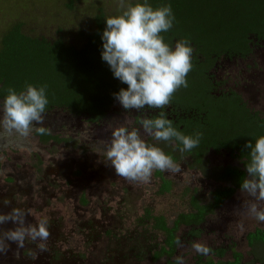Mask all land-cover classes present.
<instances>
[{"label":"rangeland","instance_id":"374dc122","mask_svg":"<svg viewBox=\"0 0 264 264\" xmlns=\"http://www.w3.org/2000/svg\"><path fill=\"white\" fill-rule=\"evenodd\" d=\"M134 1L75 0L70 7L69 0H0V40L12 25L21 24L28 35L80 46L95 29L101 10L116 16ZM217 74L264 114V43L246 60H222ZM139 114L141 110L126 111L117 103L104 119L92 123L84 115L55 108L36 127L68 139L61 143H44L35 130L24 139L3 135L0 129V215L19 210L25 226L47 219L50 232L46 241L26 239L23 247L3 241L6 251L0 264H166L165 259H152L166 239L155 226L156 217L163 216L172 227L180 214L194 211V200L212 202L215 191L232 185L215 171L239 162L224 152H210L199 162L172 144L145 136L146 143L173 153L181 171L154 170L148 182L117 176L104 155L109 126L139 128ZM165 181L171 184L169 190L163 188ZM250 199L239 189L201 225L200 237L190 238V228L182 226L176 258L196 264L203 255L194 250L195 244L209 249L235 246L241 264H264V243L251 245L247 239L250 232L264 229V223L243 210ZM18 227L11 221L0 225V240ZM229 259L231 252L224 258Z\"/></svg>","mask_w":264,"mask_h":264},{"label":"trees","instance_id":"16d2710c","mask_svg":"<svg viewBox=\"0 0 264 264\" xmlns=\"http://www.w3.org/2000/svg\"><path fill=\"white\" fill-rule=\"evenodd\" d=\"M74 2L69 0V6L72 7ZM137 2L142 3L143 0L131 4ZM148 2L154 9L168 4L172 7L176 20L169 32L162 33L165 42L174 46L178 40L187 38L194 48L193 68L187 76L188 87L178 89L168 105L178 115L171 118L174 126L185 135L203 132L199 146L188 153L202 161L209 150L221 152L225 149L242 164L228 166L221 174V178L232 182V187L216 191L213 201L208 204L194 200V211L180 214L172 227L163 216L156 217L155 226L165 234L166 239L152 259L158 261L165 257L167 264H176L174 257L181 242L179 229L182 226L191 227L192 238L202 234L200 226L207 217L232 197L240 189L242 180L248 177L246 162L251 150L245 147L246 143L251 141L254 144L257 137L264 135V118L250 113L240 105L237 97L227 99L212 95L207 75L208 69L220 55L246 54L250 51V36L264 38V0ZM106 18L108 16L101 10L95 18V29L84 37V43L80 46L63 39L31 36L23 31L21 24L12 25L0 40V100L4 99L10 87L19 92L27 84L37 87L47 85L49 105L46 112L63 108L88 115L93 121L103 118L116 102L113 94L127 87L113 77L108 65L101 59V34L106 27ZM192 112L195 116L189 117L188 114ZM182 113H186L188 118ZM155 115L158 114L151 116ZM37 135L44 143L68 141L49 131ZM170 186V182L165 181L163 188L169 190ZM247 239L251 245L264 243V229L250 232ZM209 251L211 255L206 258L205 255L199 256L196 264L242 262V254L235 246L210 248ZM229 252L232 259L224 260Z\"/></svg>","mask_w":264,"mask_h":264},{"label":"clouds","instance_id":"9594fccd","mask_svg":"<svg viewBox=\"0 0 264 264\" xmlns=\"http://www.w3.org/2000/svg\"><path fill=\"white\" fill-rule=\"evenodd\" d=\"M175 20L170 4L154 9L148 0L129 3L121 14L105 19L101 59L113 77L127 85L113 94L115 100L126 111L144 110L146 106L160 109L158 115L140 118L139 128L127 124L109 126L111 138L105 141L106 161L117 176L129 181L148 182L154 170L181 171V166L171 155L154 144L146 143L145 136L172 144L182 153L197 148L203 136L202 131L185 135L164 111L173 94L181 87H188L187 76L193 68L194 48L190 40H178L173 46L166 43L162 35L173 28ZM48 105L47 85L27 84L19 92L8 88L0 103L2 134L24 139L30 137L34 130L41 135L46 134L48 129L36 125H43ZM245 147L251 150L246 162L248 177L242 180L240 189L252 199L243 210L257 222L264 223V135L257 137L254 144L247 142ZM7 221L20 227L9 230L0 240V254L6 251L5 240L23 247L26 239L46 241L50 235L47 219H41L35 226H25L24 214L14 210L10 216L0 215V225ZM40 248L45 250L43 244ZM194 250L205 256L209 253V248L200 244H195ZM176 264H184V260L178 257Z\"/></svg>","mask_w":264,"mask_h":264},{"label":"flooded vegetation","instance_id":"af4514ba","mask_svg":"<svg viewBox=\"0 0 264 264\" xmlns=\"http://www.w3.org/2000/svg\"><path fill=\"white\" fill-rule=\"evenodd\" d=\"M264 43V38H259V37H257V36H255V35H252V36H250V41L248 42V45H249V48H250V51L248 52V53H246V54H243V53H238V54H235V55H233V56H229V55H225V54H222V55H220L218 58H216L215 60H214V62H213V64H212V66L208 69V71H207V75H208V77H209V83H210V86H211V89H210V93L212 94V95H214V96H216V97H220V96H225V98H227V99H236V97L237 98H239V103H240V105H243V107L244 108H247L248 109V111L250 112V113H253V114H255V115H258V116H260L261 118H264V114H262L261 112H259V110H257L256 108H254V107H252L248 102H247V100H246V98H245V96L240 92V91H238V90H236V89H234V88H232V87H229L228 86V79L227 78H223V77H220V76H218V74H217V69H218V65H219V63L222 61V60H226V61H228V60H234V59H241V60H246V59H248L253 53H254V51L255 50H257L258 48H261V45ZM118 103V101H116L115 102V104L107 111V113L110 111V110H112L113 109V107L116 105ZM160 111V109H149V108H147V106L145 107V109L144 110H141V114H139L137 117H136V124L137 125H139V120H140V118H143L144 116H151L152 114H158V112ZM164 111H166V115L171 119V118H177V114H175V113H173L172 112V108H171V106H166L165 107V110ZM107 113H106V115H107ZM81 115H83V114H81ZM106 115L103 117V118H101V119H99V120H96V121H93V120H91V118H90V116H88V115H84V116H86V117H88L89 118V120H90V122H92V123H97V122H100L102 119H104L105 117H106ZM189 115V117H192V116H195V114H193V112L192 113H190V114H188ZM188 115L186 114V113H182V116H184L185 118H188ZM196 115H198V114H196ZM140 126V125H139ZM54 134V133H53ZM175 150L177 151V152H180L176 147H175ZM210 152H216V151H214V150H209V152L207 153V154H209ZM221 152H224V153H227V154H231L233 157H235L237 160H238V162H239V164H237V165H226V166H224V167H222L221 169H217L216 171H215V176H220V178H221V174H222V172H223V170L226 168V167H228V166H241L242 164H241V162H240V160L236 157V156H234L231 152H229V151H227V150H225V149H223ZM221 152H216V153H221ZM180 153H182V152H180ZM183 153H185V152H183ZM171 154V156L173 157L174 155H173V153H170ZM185 154H189V155H192V156H194L193 154H191V153H188V152H186ZM207 154L203 157V159H205V157L207 156ZM195 157V156H194ZM196 158V157H195ZM197 159V158H196ZM199 161V160H198ZM203 161V160H202ZM202 161H199V162H202ZM221 179H225V178H221ZM226 180H228V179H226ZM229 181V180H228ZM233 186V184L231 185V187ZM228 188V187H227ZM219 190H221V189H219ZM218 191V190H217ZM238 191V190H237ZM236 191V192H237ZM216 192V191H215ZM236 194V193H235ZM234 194V195H235ZM233 195V196H234ZM232 196V197H233ZM232 197H230V198H232ZM230 198H228L227 200H229ZM226 200V201H227ZM213 201V200H212ZM225 201V202H226ZM224 202V203H225ZM224 203H223V205H224ZM201 204V203H200ZM222 205V206H223ZM221 206V207H222ZM220 207V208H221ZM219 208V209H220ZM218 210V209H217ZM216 210V211H217ZM215 211V212H216ZM190 213V212H189ZM212 215V214H211ZM209 217V216H208ZM207 217V218H208ZM207 220V219H206ZM205 220V221H206ZM186 227V226H185ZM188 228H190V230H191V227H188ZM200 228H201V226H200ZM202 235V234H201ZM200 235V236H201ZM190 236V235H189ZM199 236V237H200ZM179 237V236H178ZM180 238V237H179ZM190 238H192L191 236H190ZM196 238V237H195ZM181 239V238H180ZM181 243H182V240H181V242H180V244H179V246H178V249H179V247H180V245H181ZM221 247H225V246H221ZM217 248H219V247H217ZM225 248H229V247H225ZM177 253H178V250H177ZM177 253H176V255H177ZM176 255H175V257H174V259H177L176 258ZM211 255V253H210V251H209V253H208V255L207 256H210ZM204 256V255H203ZM207 256H205V258L207 257ZM199 258V257H198ZM162 259H165L166 260V264H167V259L165 258V257H163ZM161 260V259H160ZM159 261V260H158Z\"/></svg>","mask_w":264,"mask_h":264}]
</instances>
